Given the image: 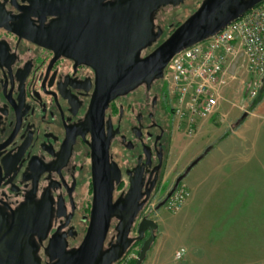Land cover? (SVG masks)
Wrapping results in <instances>:
<instances>
[{"label": "flooded vegetation", "instance_id": "obj_1", "mask_svg": "<svg viewBox=\"0 0 264 264\" xmlns=\"http://www.w3.org/2000/svg\"><path fill=\"white\" fill-rule=\"evenodd\" d=\"M122 1L0 0V215L37 227L29 234L37 264L49 262L45 249L52 238L68 250L80 244L97 187H111L114 202L134 186L141 205L134 224L142 217L156 222L159 205L190 171L189 164L165 178L178 130L163 77L110 97L100 88L113 61L110 29L99 27L104 23L94 20L93 10ZM202 1L153 10L154 38L136 58L156 48ZM183 5L190 12L169 25L162 40L158 14ZM117 220L111 219L105 246L115 242ZM136 235L132 228L129 236Z\"/></svg>", "mask_w": 264, "mask_h": 264}, {"label": "water", "instance_id": "obj_2", "mask_svg": "<svg viewBox=\"0 0 264 264\" xmlns=\"http://www.w3.org/2000/svg\"><path fill=\"white\" fill-rule=\"evenodd\" d=\"M178 0H124L109 6L98 4L95 21L103 22L99 27L108 28L111 72L100 77V88L113 94L126 91L140 82L150 83L161 79L172 57L222 30L244 12L263 0H203L199 8L178 25L156 48L142 58H136L139 49L150 44L154 38L151 27V13L160 5L176 3ZM159 36V32L155 37ZM232 62L229 72L234 73L238 59ZM243 118V116H241ZM202 157L192 161L188 170ZM123 197L112 201L111 187L104 191L96 188L92 210L86 232L80 244L66 249L62 240L51 239L45 249L49 255L47 264H114L134 242L140 243L138 257L134 264H142L156 238L157 223L142 217L135 219L140 206L134 194L135 187ZM164 203V202H163ZM161 203L160 206L163 205ZM113 217L118 220L113 226L114 235L105 246V241ZM135 228L136 236L130 237ZM37 230L31 228L25 219L8 222L0 215V264H37L34 246L29 234ZM148 234L145 237V234Z\"/></svg>", "mask_w": 264, "mask_h": 264}, {"label": "crops", "instance_id": "obj_3", "mask_svg": "<svg viewBox=\"0 0 264 264\" xmlns=\"http://www.w3.org/2000/svg\"><path fill=\"white\" fill-rule=\"evenodd\" d=\"M239 74L237 70L233 79ZM236 85L237 81L230 80L223 91L225 103L217 111L224 121L218 128L220 135L205 142L208 150L201 160L209 169L197 183L189 184L202 192L203 235L191 246L185 244L186 264H264V87L260 95L250 99L235 95ZM241 116L237 125L227 120ZM184 181L188 189V175ZM215 194L217 207L207 208ZM187 206L188 201L169 222L157 212L156 239L145 264H169L172 251L181 243L165 251L164 233L168 236L167 227L171 223L174 227L182 212L187 213Z\"/></svg>", "mask_w": 264, "mask_h": 264}, {"label": "built area", "instance_id": "obj_4", "mask_svg": "<svg viewBox=\"0 0 264 264\" xmlns=\"http://www.w3.org/2000/svg\"><path fill=\"white\" fill-rule=\"evenodd\" d=\"M239 54L241 57L231 74L229 67ZM237 70L249 76L248 96L254 99L264 87V0L213 36L172 57L164 69L163 79L176 129L192 135L216 114L220 103L225 101L224 88ZM187 197L186 187L179 185L164 207L176 212ZM183 254L184 249L180 248L174 257L180 259ZM135 258L136 254L128 249L114 264H131Z\"/></svg>", "mask_w": 264, "mask_h": 264}, {"label": "rangeland", "instance_id": "obj_5", "mask_svg": "<svg viewBox=\"0 0 264 264\" xmlns=\"http://www.w3.org/2000/svg\"><path fill=\"white\" fill-rule=\"evenodd\" d=\"M196 1L197 0H192V4L194 5ZM189 9L190 7H188L187 5H183L179 8L167 7L158 14L157 22L160 23L165 29V34L161 38L162 40L166 37L168 33L169 25H175L177 22L182 21L186 17L187 13L190 12ZM248 79H249L248 75L246 77V75L243 72H240L239 77L237 76L236 79H230L231 81H237L235 95H248V90L250 86V82ZM223 103L225 102L223 101L220 104ZM208 120L209 122H207L202 129L195 131V133L192 135H186L180 130L174 133L171 154L165 171V178L171 179L172 176H174L176 173L183 171L185 167L189 165L192 161L197 159L200 155H203V153L207 152L208 147L205 146V142L208 138H212L215 134H217L215 135L216 137L220 135L221 131H219L218 128L224 124L222 118H219L218 113H216ZM227 120L231 123V125H237V121L239 119H235L232 117V118H228ZM201 158L194 166H192L190 171L187 173L188 189L184 181L185 179L181 183V185H184L188 191V197L182 205L183 207L184 204L188 201V206H187L188 211L187 213L185 212V210L184 212H182L178 220L175 222L174 227L172 223L170 226L167 227L166 232L168 236H166V233H164L163 239L165 240L164 241L165 251L168 252V250L173 245L177 243H181L179 247H176L172 251V256L169 261V264H186L185 259L187 256L188 246H186L185 244L191 246L194 241L197 242L198 240L202 239V235H203L202 213H201L202 192L200 187H198L195 191L191 189V187L189 186V184H191L190 183L191 181L192 183L194 182V184L197 183V181L200 180L203 171H207L209 169L208 163L205 161L202 162ZM218 201H219L218 195L215 194L211 198V201L207 208L217 207ZM181 208L176 212H169L168 210L165 209L164 206H161L158 209V213L161 217H164L166 221H168L170 217H172V215H174L175 213L179 212ZM154 219H157V215H155ZM138 246L140 249V243L136 242L134 243V245H132L129 248L130 253L136 254V258L132 260L131 264H134L138 257V252H139V249L137 251ZM180 248L184 249V254L180 259H175L174 253L176 250ZM146 259H147V254L145 260ZM145 260L143 261L142 264H145Z\"/></svg>", "mask_w": 264, "mask_h": 264}, {"label": "trees", "instance_id": "obj_6", "mask_svg": "<svg viewBox=\"0 0 264 264\" xmlns=\"http://www.w3.org/2000/svg\"><path fill=\"white\" fill-rule=\"evenodd\" d=\"M262 93V89H260V91H259V94L258 95H260ZM242 120V117H240L239 118V120L237 121V124L240 122Z\"/></svg>", "mask_w": 264, "mask_h": 264}]
</instances>
